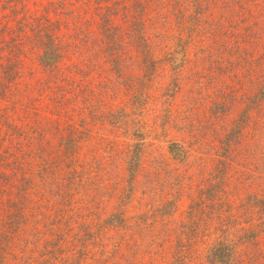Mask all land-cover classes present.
I'll return each mask as SVG.
<instances>
[{
  "label": "rangeland",
  "instance_id": "rangeland-1",
  "mask_svg": "<svg viewBox=\"0 0 264 264\" xmlns=\"http://www.w3.org/2000/svg\"><path fill=\"white\" fill-rule=\"evenodd\" d=\"M119 1L130 8L117 10L112 20L125 32L120 76L102 56L96 57L97 66L93 52L80 40L83 31L92 39L99 35L97 0H25L24 12L34 21L45 17L68 45L60 69L44 71L37 49L26 39L32 36L31 31L23 33L31 49L23 56L18 87L28 89L12 97L15 103L0 100V112L7 113L12 128L31 134L30 130L38 127L47 141L39 143L42 140L37 133L29 141L14 128L7 135L9 129L0 121V150H10L33 171L41 165L39 156L45 148L58 159L59 166L49 180L50 188L33 195V201L41 203L47 215L34 216L30 204L25 230L4 264H40L44 259L50 260L44 264H52L57 256L67 259L57 264H171L179 224L197 195L198 185L210 176L220 159L221 140L258 89L264 75V36L245 38L239 20L232 28L234 13L222 4L229 0H208V6L200 11L191 0H182L180 7L173 0H150L138 7L146 11L138 19H143L140 26L148 39L150 61L143 59L135 43V0ZM61 2L64 10L53 12ZM7 18L15 30L14 15ZM238 46L247 51L249 59L256 58L253 66L240 63L231 54ZM57 84L67 89L79 84L85 89L80 93V104L68 100L64 110L68 113L56 108ZM88 101L105 117H93ZM215 103H220L224 112H212ZM252 115L244 137L227 161L231 182L228 199L234 208L246 193H264V111ZM58 124L63 128L76 124L81 131L77 158L86 165L88 174L85 187L73 191V202L63 219L58 210L65 202L56 194V185L67 180L56 177L66 175L67 166L59 145ZM170 147H183L184 159L173 155ZM136 158L140 159L137 170L130 171L129 161ZM20 175L13 178L15 183ZM120 211L129 226L104 227V222ZM59 213L60 224L52 225ZM252 217L247 225L257 223L256 215ZM99 222L101 227L96 225ZM261 233L258 247L264 253ZM58 236L68 241V251L51 244ZM207 246L196 243L195 258L188 264H211L204 257ZM259 262L264 264V257Z\"/></svg>",
  "mask_w": 264,
  "mask_h": 264
},
{
  "label": "trees",
  "instance_id": "trees-1",
  "mask_svg": "<svg viewBox=\"0 0 264 264\" xmlns=\"http://www.w3.org/2000/svg\"><path fill=\"white\" fill-rule=\"evenodd\" d=\"M149 1L135 0L133 3V7L135 6L134 9L137 12L134 15L135 27L133 28L134 38L137 39L135 43L145 61H150L151 55H149L148 39L140 26L143 19H138V16L144 15L146 11L145 9L139 11L138 7L147 5ZM173 1L177 7L181 6L182 0ZM191 1L199 11L208 6V0ZM97 2L101 19L99 35L92 39L90 35L83 31L84 35L81 36L80 40L83 42V46L93 52L92 60L97 66L99 61L96 57L102 56L105 62L112 65L111 69L115 70L117 75L120 76L123 73L121 68L125 55V32L114 25L112 20L117 10H130V8L119 0H97ZM222 4L234 13V21L231 20L232 28L237 26L235 21L239 20L237 23L243 26L245 38L264 36V23L262 22L264 21V0H229L224 1ZM24 8H26L25 0H0V35H2L0 50L3 51H0V100L5 102L11 100L12 103H15L12 97L20 96L23 91L28 89L25 87L22 90L18 87L21 83L19 79L22 78L21 69L24 66L23 56L28 48L31 49L24 40L26 34L23 35V33L31 31L32 36H28L26 39L32 44L30 45L32 48L37 49L38 63L44 71L57 72L60 69V63L66 54L64 49L68 45L57 35L55 28L48 20H45V17L36 18L34 21L32 17L24 12ZM64 8L65 5L61 2L53 12L61 13ZM9 15H14L15 30H11L14 26L8 25L11 21L7 18ZM256 17L259 20H256ZM70 45L72 44L70 43ZM73 46L75 49L76 45ZM75 52L77 51L75 50ZM246 53L247 51L242 50L239 46L237 49L231 50V54L235 56L237 61L240 63L250 62V66H253L251 63L254 64L256 58L249 59ZM258 68L262 69V67ZM55 88L54 101L57 103L56 108L59 112L62 110L63 113L69 112L64 111L69 99L74 100L76 104H80V93L85 90L79 84H73L70 89L57 84ZM72 92L74 93L69 96ZM90 92H95V90L91 89ZM91 102H87L91 115L100 119L105 117L104 114L98 115V111L91 107ZM70 109L75 108L70 107ZM82 109L85 110V107L82 106ZM221 111L224 112V109H221L220 103H215L212 112L218 113ZM262 111H264V75L259 79L257 91L245 103V109L234 120L232 128L221 140L220 159L210 172V176L198 185L197 195L189 205L185 219L179 224L177 242L173 251L175 259L171 264H188L189 261H192L195 258L196 249L194 246L199 242L207 243L204 257L211 264H260L259 261L264 257V253L258 247L261 232H264V193H246L238 207L234 208L228 199L231 182L227 161L236 149L237 144L244 137V130L248 126L252 114ZM4 112H0V121L7 125L9 129L6 132L7 135L14 128L19 136H26L30 141L35 138L34 134H39L41 131L38 127H35L30 130V134V132L21 131L16 126L12 128V122L9 121L7 113ZM114 116L116 115L114 114ZM56 129L61 132L59 145L64 153V164L67 166L66 175L56 177L57 180L62 178L63 182H65L64 179L67 180L65 184L56 185L58 187L56 194L65 202L63 208L58 210L62 213L61 219H63L66 212L69 211L67 209L73 202V191L85 187L84 179L88 178V174L85 168L86 165L80 163L77 158L82 139L81 131L77 125L70 124L67 128H63L58 124ZM38 140H42L39 143L45 144L47 141L46 135H41ZM2 146L3 144L0 142V148ZM170 151L173 155L182 159L185 157V155H181L185 151L183 147L180 149L170 147ZM42 152L43 155L39 156L42 161L41 165L38 169L30 171L23 166L21 158L15 157L10 150H0V264L5 263L6 255L10 253L16 240L21 238V232L25 230L26 222L29 220L30 204L32 203L34 216L45 217L47 215V212L43 210L45 207L41 203L33 201V195L41 193L43 188H50L49 184L52 182L49 180L56 176L59 163L55 156L47 154V149L42 148ZM13 157L15 158L12 159ZM135 160L129 161L130 171L135 172L137 170L135 166L139 165L140 159L136 158ZM78 167L82 170H79ZM94 167L98 169L97 166L94 165ZM19 173L21 175L18 177V183H15L13 178ZM130 183H132V180ZM168 205L170 204L168 203ZM70 209H72V206ZM48 210H54V208L49 207ZM60 213L54 219L56 223H51L52 225L60 224ZM123 213V211L113 213L104 222V227L117 225L128 227V221L123 217ZM253 215H256L257 223L247 225L250 220L254 219ZM96 225L101 227L102 223L99 222ZM35 234L39 235V233ZM51 244L57 250L60 247L63 250L66 248L67 251L69 249L68 241L59 238V236ZM58 261L65 263L67 259L57 256L52 264H57ZM45 262H50V260L44 259L40 264Z\"/></svg>",
  "mask_w": 264,
  "mask_h": 264
}]
</instances>
